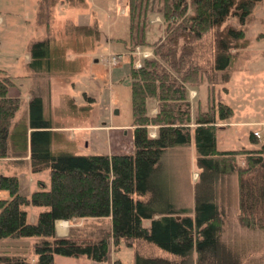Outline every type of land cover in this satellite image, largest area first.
Segmentation results:
<instances>
[{
    "label": "trees",
    "instance_id": "obj_1",
    "mask_svg": "<svg viewBox=\"0 0 264 264\" xmlns=\"http://www.w3.org/2000/svg\"><path fill=\"white\" fill-rule=\"evenodd\" d=\"M257 1L125 0L129 38L134 31L144 43L146 12L153 4L164 23L163 34L151 44L152 55L141 57L138 66L129 59L132 152L53 153L50 121L43 119L37 95L29 100L31 129L27 136L24 126L23 148L10 150L9 127L19 98L6 94L9 76L0 77V157L24 155L28 140L30 169L47 168L49 173L48 187L27 195L18 191L16 175L0 173V190L7 192L0 196V238L32 237L34 255L29 261L24 251H0V264H53L54 254L104 260L109 240L114 249L120 242L133 247V264H242L244 248L222 236V223L232 216L240 226L264 235V142L256 149H217L216 121L231 115L232 108L207 101L205 108L192 112L188 88L197 86L202 76L207 90L227 81L230 58L246 45L243 25ZM56 2L36 0V21L46 31ZM231 17L237 26L229 22ZM71 29L97 34L94 24H72ZM49 37L29 45L33 72L50 64ZM64 99L71 112L83 110L70 96ZM150 125H155L153 136ZM250 139L256 140L252 132ZM191 140L197 174L188 210L176 206L162 158L168 148ZM232 175L234 196L228 190ZM28 204L44 207L34 221L26 219L23 206ZM79 218H107L108 224L76 225L64 235L56 233V219Z\"/></svg>",
    "mask_w": 264,
    "mask_h": 264
},
{
    "label": "rangeland",
    "instance_id": "obj_2",
    "mask_svg": "<svg viewBox=\"0 0 264 264\" xmlns=\"http://www.w3.org/2000/svg\"><path fill=\"white\" fill-rule=\"evenodd\" d=\"M84 3V6H77L69 5L67 0H57L51 8L49 30L46 31L45 26L36 21V0H0V77L9 76L12 83L7 86L6 94L19 98V106L9 127L8 135L12 140L10 150H22V131L29 121L24 114L29 110L30 98L40 95L43 119L50 121V124L77 125L69 131L52 133L50 149L53 153L132 152L129 78L126 76L129 59L132 58L131 65L137 57L140 62L138 52L140 54L143 49H149L152 55L151 44L163 34L164 23L157 6L153 4L152 9L146 12L143 43L134 31L129 38L125 0H84ZM229 22L237 26L234 18H229ZM72 24H94L97 34H78L71 29ZM243 27L247 42L245 46L237 48L236 55L230 58L227 81L207 90L205 77L202 76L194 87V95H191L192 112L198 107L205 108L207 101H222L232 108L231 115L216 121L215 140L218 149H256L264 142V0L256 2ZM48 35L51 39V71L42 69L38 73L41 83L36 85L28 77L30 70L31 74H37L29 64V45L33 40ZM116 53L121 55V60L111 64L109 56ZM82 91L91 97L90 100L85 96L84 102L75 103L87 111L71 112L63 107V94L69 93L77 98ZM154 111L155 107L150 112ZM67 112L74 116H66ZM154 131L155 125H150L149 135ZM253 131L257 132V135L254 134L256 140L250 139ZM237 157L241 163V155ZM162 161L165 179L172 190L176 206L191 210L192 182L197 174L193 141L185 146L168 148ZM0 173L16 175L18 191L26 195L33 189L49 185L48 169L33 171L28 160L11 162L0 157ZM231 177L228 190L234 196L235 184L233 175ZM0 196L6 197L7 192L0 190ZM23 208L26 210V219L34 221L38 211L44 207L28 204ZM64 220L61 225H64L65 230L76 225L105 227L108 224L107 218ZM222 236L244 248L242 264H264V235L261 231L240 226L230 216L222 223ZM32 239L0 238V251L11 253L14 248H22V254L32 261ZM144 247L140 244V251ZM133 254V247L120 242L118 248L114 249L109 240L104 260H94L84 255L54 254L53 264H114L115 259H118L119 264H133Z\"/></svg>",
    "mask_w": 264,
    "mask_h": 264
},
{
    "label": "crops",
    "instance_id": "obj_3",
    "mask_svg": "<svg viewBox=\"0 0 264 264\" xmlns=\"http://www.w3.org/2000/svg\"><path fill=\"white\" fill-rule=\"evenodd\" d=\"M57 3V2H56ZM55 3V4H56ZM54 4V5H55ZM53 5V6H54ZM53 6L51 7V8H53ZM51 13H52V11H51ZM28 58H30V57H28ZM77 58V57H76ZM30 60V59H29ZM43 69L44 70H46V72L48 71H51V68H50V64H48V65H45V67H43ZM30 72H32L31 70L29 71V75H28V77L29 78H31L32 79V81L36 84V85H38L39 83H41V79H40V74H38L39 72H36L37 74L36 75H34V74H31ZM49 87H50V85H48ZM195 89L194 88H188V96H189V100L191 101L192 99V97H191V95L193 94V93H195ZM63 94V93H62ZM39 95V94H38ZM65 95H68V96H70L71 97V99H72V101H74V102H84V100L86 99V98H84L85 96L86 97H88V98H91L89 95H87L86 94V92L85 91H82V93H81V96L80 97H77V98H75V97H73L72 95H70L69 93L67 94V93H65V94H63V97H65ZM194 95V94H193ZM40 96V95H39ZM63 107H65L67 110H68V105H67V102L65 101V99H64V101H63ZM88 107V106H87ZM87 107H86V109H87ZM154 107L155 106H152L151 107V109H150V111L151 110H153L154 109ZM85 111H87V110H85L84 108H83V110H81V112H79V113H82V112H85ZM66 114V116H74V114H72V113H65ZM24 116H25V118H27V119H29V115H28V110H26L25 111V114H24ZM51 125V127L49 128L50 129V131H52V133L54 132V131H69V130H71L72 128H74V127H77V125L76 126H74V125H70V124H55L54 122H52V124H50ZM56 125V126H55ZM25 126H26V135L28 136L29 135V130L31 129V127H30V125L29 124H25ZM152 133H154L155 134V131L154 132H152ZM153 134V135H154ZM69 137H70V135H68ZM152 136V135H151ZM215 144H216V140H215ZM218 149V148H217ZM226 149H229V148H226ZM28 152H29V148H28V140H27V145H26V148L24 149V155H22V156H20V155H18V156H5V157H2V158H5V159H8L9 161H15V162H17V161H22V160H28ZM9 154H11V153H9ZM28 163H29V161H28ZM61 221H65L64 219H56L55 220V222H54V226H55V231H56V233L57 234H60V235H64V234H66V232H67V230H65L64 228H63V226L64 225H61ZM32 241H33V239H32ZM13 251H24V250H22V248H14V250Z\"/></svg>",
    "mask_w": 264,
    "mask_h": 264
},
{
    "label": "built area",
    "instance_id": "obj_4",
    "mask_svg": "<svg viewBox=\"0 0 264 264\" xmlns=\"http://www.w3.org/2000/svg\"><path fill=\"white\" fill-rule=\"evenodd\" d=\"M151 54V51H149V49H143V50H141V53L139 54V52H138V56L140 55L141 57L143 56H148V55H150ZM119 60H121V55L120 54H118V53H116V54H111L110 56H109V62L111 63V64H113V63H115V62H117V61H119ZM139 58L137 57V60H134L133 61V65L134 66H138L139 65ZM152 133V132H151ZM154 133H152L151 135H153ZM253 134H255V135H257V132L256 131H253Z\"/></svg>",
    "mask_w": 264,
    "mask_h": 264
},
{
    "label": "water",
    "instance_id": "obj_5",
    "mask_svg": "<svg viewBox=\"0 0 264 264\" xmlns=\"http://www.w3.org/2000/svg\"><path fill=\"white\" fill-rule=\"evenodd\" d=\"M114 112H117V109H114Z\"/></svg>",
    "mask_w": 264,
    "mask_h": 264
}]
</instances>
